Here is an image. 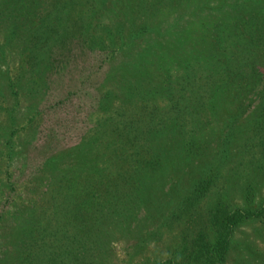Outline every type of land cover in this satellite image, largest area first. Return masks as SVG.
<instances>
[{"label": "rangeland", "instance_id": "obj_1", "mask_svg": "<svg viewBox=\"0 0 264 264\" xmlns=\"http://www.w3.org/2000/svg\"><path fill=\"white\" fill-rule=\"evenodd\" d=\"M86 18L93 24L94 17ZM75 42L53 48L51 70L42 76L33 101L15 86L19 80L26 85L30 77V53L24 57L22 51L0 49V264H164L176 257L182 232L190 228L194 239L217 202L231 211H261L233 228L231 253L222 264H264V124L253 128L251 123L255 111L262 109L256 93L264 90V63L255 65L261 79L244 92L238 114L230 115L232 106L225 108L229 102L224 100L217 102L211 119L205 108L185 110L191 114L189 129L202 131L188 138H207L200 142L199 153L173 160L177 171L157 174L156 183L126 180L109 192L105 179L103 185L91 181L95 168L103 167L101 159L92 162L98 159L96 147L102 152L106 144L118 141L110 132L120 127L122 117L182 109L172 108L169 96L159 89L165 70L173 80L191 75L203 84L214 68L199 56L201 42H187L181 52L168 49L174 60L183 53L191 58L190 64L180 66L158 62L160 54L143 58L140 53L137 60L126 54L128 48L120 52L123 64L106 59L108 48L120 47L117 39L116 47L107 42L89 51H80ZM170 43L162 48H171ZM255 71L242 83L256 79ZM128 88L133 102L119 114ZM110 92L111 104L101 108V98ZM163 139L169 140L163 136L158 143ZM212 168L215 181L197 203L176 208L177 201L190 195L192 179L204 171L209 175ZM81 198L88 204L79 208L75 202ZM91 203L99 207V219L87 210Z\"/></svg>", "mask_w": 264, "mask_h": 264}, {"label": "trees", "instance_id": "obj_2", "mask_svg": "<svg viewBox=\"0 0 264 264\" xmlns=\"http://www.w3.org/2000/svg\"><path fill=\"white\" fill-rule=\"evenodd\" d=\"M196 13L204 15L196 19ZM87 16H90L89 20L95 18L93 24H88ZM103 21L106 24L101 23ZM115 39L120 47L108 48L105 57L117 59L118 64L125 62L120 52L126 48L129 49L126 54L132 53L128 56H137L140 61V53H143V58L160 54L158 62L165 65L169 62H176L179 66L190 64L191 58L184 57V53L182 58L174 60L170 52H181L187 47V42H201L203 50L199 56L211 62L214 70L207 71V80L203 84L197 83L200 81L191 75H179L173 80L171 73L165 70L159 89L169 96L172 108L182 109L164 111L161 115L150 112L146 117L141 114L122 117L120 127L110 132L118 141L106 144L102 152L96 147L98 159L92 158V162L101 159L103 167L101 170L94 167L91 181L94 184L97 180L96 184L103 185L102 180L105 179L104 187L109 192H115L126 180L156 183L157 174L165 176L166 170L177 171L178 165L172 164L173 160L193 151L199 153L200 142L207 138H188L190 133L202 134L200 127L189 129L191 114L188 110L185 112L188 107L205 108L211 119L217 102L224 100L229 102L225 108L232 106L230 115L238 114L244 92H249L261 79L256 76L255 65L264 63V0H0V49L30 53L27 58L30 77L26 85L19 80L15 86L22 95L29 96L30 100L33 98L32 101L39 94L42 76L51 70L53 48L76 41L80 51H89L95 47L103 48L107 42L114 45ZM168 40L171 48H162ZM251 71H255L253 76L256 79L252 76L250 80H254L249 84L242 83ZM128 90L122 104H119L123 106L119 114L133 102V92L131 88ZM175 90L177 94L173 93ZM107 95L113 98L111 92L105 93L99 102L101 108L112 102ZM256 95L261 98L262 109L254 113L251 120L253 128L264 124V90ZM149 96L145 94V98ZM233 102L237 108L233 107ZM98 135L102 137L105 134ZM163 136L169 140L163 139L158 143ZM219 156V159H214L215 163L220 162L222 155ZM214 171L216 169L212 168L209 175L204 171V175L194 177L190 195L180 202L175 201L176 208L194 206L197 198L215 181ZM75 204L80 208L88 203H82L81 198ZM88 207L92 209H87L91 216L99 219L102 214L99 207L95 203ZM260 213L231 211L217 202L208 214V222H202L194 239V231L190 228L182 232L178 252L174 253L176 257L164 264L224 263L231 253L233 228ZM170 217L171 214L168 221ZM208 234L212 235L211 238Z\"/></svg>", "mask_w": 264, "mask_h": 264}]
</instances>
